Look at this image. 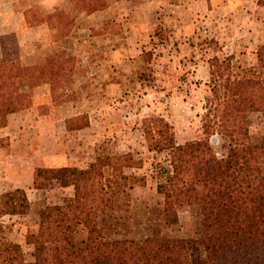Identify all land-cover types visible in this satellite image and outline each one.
<instances>
[{"label":"rangeland","instance_id":"1","mask_svg":"<svg viewBox=\"0 0 264 264\" xmlns=\"http://www.w3.org/2000/svg\"><path fill=\"white\" fill-rule=\"evenodd\" d=\"M49 1L0 0V32L24 12L30 24L47 15L68 33L73 19ZM193 1L167 0L168 7L161 6L151 16L135 12L134 1L121 3L115 9L118 21L112 17L110 26L77 31L70 40L81 46L72 48L69 41L65 50L56 52L62 58V74L55 96L33 98V111L22 121H0V191L22 188L32 204L27 215L0 217V222L7 241L27 261L35 259L29 241L39 229L40 211L74 194L73 187L35 189L36 170L84 168L99 154L128 153L142 162L141 168L126 171L130 181L116 183L114 207L99 211L108 238L138 239L157 233L204 237L200 207L188 199L177 208L176 223H166L157 172L170 169L169 154L149 150L145 129L152 118L162 117L173 126L178 144L202 138L212 78L209 60L234 55L236 70L257 66L258 46H264V0H224L220 12L203 15L196 13L199 5ZM142 23L144 36L138 31ZM80 116H86L90 125L68 131L66 120ZM241 125L250 126L257 143L264 134V114L244 115ZM86 237L87 231L78 226L76 245L82 246ZM255 253L262 255L264 245ZM204 254L203 247L196 248L193 261ZM251 254L231 248L221 264H246Z\"/></svg>","mask_w":264,"mask_h":264},{"label":"trees","instance_id":"2","mask_svg":"<svg viewBox=\"0 0 264 264\" xmlns=\"http://www.w3.org/2000/svg\"><path fill=\"white\" fill-rule=\"evenodd\" d=\"M72 1L88 14L107 5L106 0ZM49 24L61 27L53 18ZM0 52V118L30 108L33 97L26 89L34 85L49 82L56 95L62 74L59 53L50 56L44 68L23 66L14 34L0 37ZM257 56V66L250 69L236 70L234 55L209 60L212 78L202 138L178 144L173 126L162 117L152 118L145 129L149 150L169 154L170 169L157 172L166 223H176L177 208L188 199L200 207L204 237L157 233L138 239L108 238L99 211L114 207L116 183L130 181L126 171L141 168L142 162L128 153L99 154L84 168L36 170L35 189L73 187L74 194L40 211L39 229L29 241L35 249L33 261L15 252L0 222V264H221L231 248L252 253L246 264H264V253H255L264 245V134L255 143L250 126L241 125L244 115L264 114V46H258ZM89 125L86 116L66 120L68 131ZM31 205L22 188L0 191V217L27 215ZM78 226L87 231L82 246L75 243ZM198 247L205 254L193 261Z\"/></svg>","mask_w":264,"mask_h":264},{"label":"crops","instance_id":"3","mask_svg":"<svg viewBox=\"0 0 264 264\" xmlns=\"http://www.w3.org/2000/svg\"><path fill=\"white\" fill-rule=\"evenodd\" d=\"M125 1L127 0H107L108 7L106 9L88 14L81 11L72 0H54L53 5L56 4L57 7L65 10L74 21V25L72 26L70 31H68V33H64V31H62L63 28L61 27L50 26L47 15L42 16V18H40L39 21H35L34 24H30L28 22V18L26 17V15H24L23 12L18 21H12V23L8 24V26H3L4 28H2L0 35L8 33H14L16 35V38H18L17 40L20 49V62L21 64L24 63L22 64L23 66H37L38 68H44L47 66L48 57L59 50H65V46L69 43H72L74 45V47L72 48L81 46V43H79V41L70 40L74 34L76 35L77 31H87L94 28L98 29L100 28V26L112 25L113 22H111L110 19L116 14L115 9L121 7V3H125ZM130 1H134L132 5L135 12H139L138 14H140L141 16L142 12L145 15L147 14L146 16H148V14H150L151 16L154 13L157 14V12L161 10V6L166 5L167 0ZM223 1L224 0H222V2L221 0H196L199 5L198 11L196 13L201 15L208 13H218L220 12ZM231 1L232 0H230V2ZM169 2L166 5L167 7L169 5ZM48 3H51V1L48 0ZM4 13L6 17L10 16V12L8 9L4 10ZM51 13H53V11ZM168 13L171 14L170 11ZM114 19L118 21L119 18L117 19L116 17H114ZM29 24L31 26H27ZM140 26L141 27L138 29V31H140V34L142 33L141 36H144L143 32L145 31L144 26H146V24L142 23L140 24ZM74 51V55H77V50ZM40 89L43 92H39L41 91ZM26 90L32 95L33 98H36V96L38 98L40 95L44 96L47 100L48 96L51 94L49 82H43L38 85H34L30 88H27ZM30 111H33V107L0 118V121L5 120L7 121V123L16 119L22 121L31 113Z\"/></svg>","mask_w":264,"mask_h":264}]
</instances>
